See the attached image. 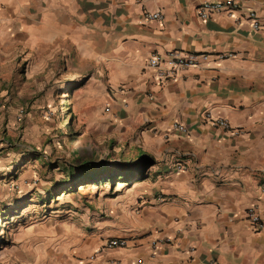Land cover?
Wrapping results in <instances>:
<instances>
[{
	"label": "crops",
	"instance_id": "1",
	"mask_svg": "<svg viewBox=\"0 0 264 264\" xmlns=\"http://www.w3.org/2000/svg\"><path fill=\"white\" fill-rule=\"evenodd\" d=\"M210 1L223 0H0V128L16 114L3 98L16 49L30 63L50 45L60 53L65 40L100 72L105 123L130 129L143 143L137 153L155 159L142 184L119 183L77 244L86 256L110 238L126 245L75 264H264V227L255 232L245 219L251 205L264 219V0H235L232 17L204 21L196 8ZM157 10L162 20L144 18ZM245 10L259 30L237 22ZM170 51L210 56L158 84L147 60ZM205 112L242 133L206 124Z\"/></svg>",
	"mask_w": 264,
	"mask_h": 264
},
{
	"label": "rangeland",
	"instance_id": "2",
	"mask_svg": "<svg viewBox=\"0 0 264 264\" xmlns=\"http://www.w3.org/2000/svg\"><path fill=\"white\" fill-rule=\"evenodd\" d=\"M68 45L61 40L60 53L50 45L30 63L19 49L14 54L3 98L16 114L0 128V264H75L96 256L102 246L86 256L77 244L116 201L119 183L133 188L154 168L146 154L152 164L113 182L77 179L83 161L138 163L143 143L130 129L105 123L100 72L76 49L70 55Z\"/></svg>",
	"mask_w": 264,
	"mask_h": 264
},
{
	"label": "built area",
	"instance_id": "3",
	"mask_svg": "<svg viewBox=\"0 0 264 264\" xmlns=\"http://www.w3.org/2000/svg\"><path fill=\"white\" fill-rule=\"evenodd\" d=\"M241 10V5L235 0H223V1H210L203 2L196 8V13L200 19L206 21L210 18L218 16L219 14H224L226 16L232 17L233 13ZM144 18L147 20H162L163 14L161 11H146L144 13ZM237 22H246L252 29L259 30L261 28L258 15L253 10H245L241 17L236 19ZM210 55L208 53H193V52H182V51H170L163 55L154 53L147 60V66L154 70L155 80L158 84H161L171 78L176 77L181 71L187 70L189 68L195 67L199 62L207 60ZM222 58V56H219ZM106 111L109 110V106H106ZM202 121L213 127L220 128L225 132L233 136L240 135L242 133L241 128L233 127L229 124L227 119L221 117H215L210 112H205L202 115ZM172 128L177 129L183 134H187V128L181 124L173 123ZM175 171H183L186 166L183 163H177L174 166ZM245 219L248 222L250 228L258 232L262 227H264V219L261 218L258 208L256 205H251L245 209ZM169 239H164L168 241ZM126 245L125 238L116 237L108 239L97 251L98 254L101 251L120 248ZM95 256L92 255L90 259ZM109 264H119L116 260L109 261ZM207 264H215L214 260H209Z\"/></svg>",
	"mask_w": 264,
	"mask_h": 264
},
{
	"label": "trees",
	"instance_id": "4",
	"mask_svg": "<svg viewBox=\"0 0 264 264\" xmlns=\"http://www.w3.org/2000/svg\"><path fill=\"white\" fill-rule=\"evenodd\" d=\"M76 150H78V147L73 150L72 153H76ZM40 157L37 156V159ZM141 165V167H140ZM150 164L148 163V160L146 159V156H139V162L138 163H123L120 165H108L107 163L103 161H83L80 163L76 171H78L79 177L77 179H89L90 181L94 182L99 180V176L103 175L104 178L101 179H106L108 181L113 182L114 177L119 174L118 176L120 177L124 173H134V171L138 170H143L145 167L149 166ZM139 167V168H138ZM135 169V170H134ZM72 171L70 170L68 174L70 176L72 175ZM76 177V176H73ZM65 190L63 189V192Z\"/></svg>",
	"mask_w": 264,
	"mask_h": 264
},
{
	"label": "water",
	"instance_id": "5",
	"mask_svg": "<svg viewBox=\"0 0 264 264\" xmlns=\"http://www.w3.org/2000/svg\"><path fill=\"white\" fill-rule=\"evenodd\" d=\"M146 159L148 160V162H149L150 164L153 163V160H152L149 156H146Z\"/></svg>",
	"mask_w": 264,
	"mask_h": 264
},
{
	"label": "bare ground",
	"instance_id": "6",
	"mask_svg": "<svg viewBox=\"0 0 264 264\" xmlns=\"http://www.w3.org/2000/svg\"><path fill=\"white\" fill-rule=\"evenodd\" d=\"M77 144H79V142H75L73 145H72V149L74 148H77Z\"/></svg>",
	"mask_w": 264,
	"mask_h": 264
}]
</instances>
